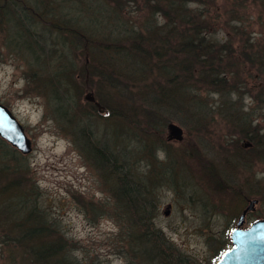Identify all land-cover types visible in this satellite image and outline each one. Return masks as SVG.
<instances>
[{"label":"rangeland","instance_id":"1","mask_svg":"<svg viewBox=\"0 0 264 264\" xmlns=\"http://www.w3.org/2000/svg\"><path fill=\"white\" fill-rule=\"evenodd\" d=\"M35 4L48 14L40 18L26 10L18 17L20 36L32 41L30 51L14 45L0 18V103L21 123L30 146L21 153L0 135L9 149L3 156L0 148V167L8 172L0 171V264H52L55 255L35 259L31 251L38 239L50 238L65 245L67 264H167L149 252L146 234L163 239L158 250L171 264H215L231 246L230 231L249 199L257 201L240 228L264 218V78L244 55L245 44L263 50L264 8L251 0L209 1L215 35L232 36L233 52L242 50L233 80L219 89L201 85L188 95V106L206 105L200 112L154 105L150 84L156 70L146 74L139 63L145 61L103 60L107 76L92 73L99 62L66 32L75 22L95 40L106 34L135 37L146 21L163 20L147 14L144 0ZM56 91L67 100L61 110L52 100ZM99 91L109 93L112 102L97 101ZM87 92L102 110L89 109ZM229 103L241 121L253 118L251 152V142L240 137L242 124L227 115ZM115 108L134 109V123L120 115L109 118ZM170 123L181 128L180 138H169ZM93 145L119 155L114 169L95 156ZM122 175L142 191L147 212L138 215L116 196ZM31 227L39 229L37 235L20 238Z\"/></svg>","mask_w":264,"mask_h":264},{"label":"trees","instance_id":"2","mask_svg":"<svg viewBox=\"0 0 264 264\" xmlns=\"http://www.w3.org/2000/svg\"><path fill=\"white\" fill-rule=\"evenodd\" d=\"M121 1L126 0H116L118 4ZM209 1L211 0H144V9H146L147 14H160L163 20L158 22L154 18L153 20L146 21L141 25L144 32L138 33L137 36L130 39L122 40V35L114 38L110 34H106L101 35V37L97 38L98 40H95L93 38L94 35H92L89 29H84L85 26L75 22L72 23L76 25H72L70 30H66V32L72 41H76V44L84 48L83 52L90 53L96 62H99L100 65L97 64L98 68L93 69L92 73L99 75L101 78L107 76L108 69L105 70L102 68L103 60L124 63L130 60L134 61L135 58L134 62L136 64H138V59L145 61L139 63L141 65L145 64L143 69H145L146 74L153 67L156 70L155 81L150 84V88L154 92L152 94V100L154 101L152 103L154 105L163 107L165 111L171 110V108L176 109L177 107H181L187 109V111L195 110L201 112L206 105L200 101H196L193 107L188 106V95L192 97L195 89L199 88V86L201 87V85L219 89L224 83H228L230 79L233 80L235 74L238 75L236 61L239 59L242 50L240 47L237 49L238 52H233L230 45L235 40L232 39V36L215 35L214 30H212L214 28V22L212 21ZM237 1L242 3L247 0ZM251 1L260 8H264V0ZM26 10L37 14V17H43L48 14V12H42L43 6L39 4L33 5V0H4L0 3V18L3 20L2 22L7 24L9 37L12 39V42L16 47L18 46L23 50L29 49L28 51H30L32 41L24 37L22 39L20 36L22 33L21 28L23 31L24 28L18 19V17L21 18L22 12L24 13ZM53 17L51 15L47 16L49 20H52ZM261 17H263V14ZM49 20L47 21L45 19L51 27H56V22ZM234 20L240 22L242 17H236ZM236 32H239L238 29H235L234 35L237 34ZM144 33L146 34L143 35ZM138 36L141 38L139 39ZM245 46L248 48V52L244 54L245 59L250 62V66L257 64L258 74L264 78V46L263 50L254 47L253 43L245 44ZM110 47L114 48L112 55L106 52ZM134 51H137L136 55L133 54ZM27 53L29 54L27 56H30V52ZM34 61L35 57L33 58ZM239 63L242 65L243 60L240 59ZM85 66H89V62ZM48 82L51 84L50 78ZM107 82H109L112 88L114 87L111 78ZM64 97L60 96L59 91H56L52 97L55 106L59 107L60 110L61 106L67 103ZM95 98L97 101H104L105 99L106 104L112 102L109 93L104 91H99L98 95H95ZM85 101L89 109L91 107L92 110L100 111L94 100ZM108 107L109 105L106 106V109ZM225 109L230 118L242 124L240 135L243 136L240 137L245 136L251 142L252 145L247 147V150L251 152L255 149L254 144L256 142L253 135L248 132V129L253 127V118H247V120L244 119L241 121L240 119L243 116L235 110V106L232 103L226 105ZM109 110L107 113L109 118L120 115L127 123H134V109L129 110L127 108L123 111H117L115 108ZM190 120L197 121L193 116ZM0 148L3 156L6 151L9 152V149L5 147L2 141H0ZM91 149L94 150L93 153L100 161L103 163L104 160L107 161L108 164H104L114 169L113 163L118 159V154H114L111 151L103 152V149L95 147L94 145L91 146ZM1 150L0 156H2ZM0 171L8 173L7 167L5 166ZM118 179L120 180V186L115 190V193L122 200L123 204L135 210V213L138 215L147 212L142 191L137 187L129 185L126 177L123 175ZM37 231H39L38 228H28L24 231V234H20V238L27 236L35 237ZM146 239L151 241L150 248L148 245V250L151 254L155 255L162 263H172V259H169L164 255V252L158 250V242L163 244V239L159 238L157 240L156 237L151 239L147 234ZM55 241L52 238L48 239V241H40L38 239V247L33 246L31 249V251H34V258L48 259L50 256L55 255L57 258L52 261V264H67L69 260L67 259V254H65V245L63 243L57 244Z\"/></svg>","mask_w":264,"mask_h":264},{"label":"water","instance_id":"3","mask_svg":"<svg viewBox=\"0 0 264 264\" xmlns=\"http://www.w3.org/2000/svg\"><path fill=\"white\" fill-rule=\"evenodd\" d=\"M86 100H94L92 92L85 94ZM95 104L101 109L99 103ZM169 138H180L181 128L175 124L168 125ZM0 135L18 147L22 153L30 149L29 140L21 123L11 111L0 103ZM244 145L246 146L247 143ZM256 198L248 200L247 206L241 211L236 226L230 231L231 246L222 251L215 264H264V218L256 219L246 228H240L245 220L246 212L253 208Z\"/></svg>","mask_w":264,"mask_h":264}]
</instances>
